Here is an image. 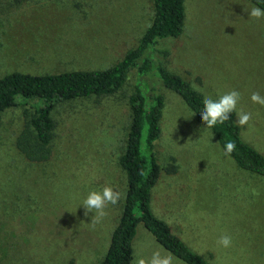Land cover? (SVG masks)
<instances>
[{
    "label": "rangeland",
    "instance_id": "obj_1",
    "mask_svg": "<svg viewBox=\"0 0 264 264\" xmlns=\"http://www.w3.org/2000/svg\"><path fill=\"white\" fill-rule=\"evenodd\" d=\"M253 6L185 0L182 33L159 39L155 51L168 54L152 58L204 98L237 90L235 116L252 114L240 126L242 139L264 154V106L250 99L253 92L264 97V18L248 17L244 8ZM151 17L152 0H0V77L107 68L137 44ZM135 78L132 71L111 94L55 103L52 153L44 162L28 161L15 147L28 103L19 99L0 111V264H95L103 257L125 195L118 160ZM137 82L146 92L153 85L147 76ZM158 88L164 105L153 151L161 167L174 158L177 169L160 172L153 213L212 264H264V177L240 169L177 93L161 81ZM105 186L121 199L93 226L94 212L85 216L81 203ZM222 235L231 237L230 247L217 244ZM157 250L170 253L139 222L131 264Z\"/></svg>",
    "mask_w": 264,
    "mask_h": 264
},
{
    "label": "trees",
    "instance_id": "obj_2",
    "mask_svg": "<svg viewBox=\"0 0 264 264\" xmlns=\"http://www.w3.org/2000/svg\"><path fill=\"white\" fill-rule=\"evenodd\" d=\"M264 9V0H248ZM185 0H152V17L137 44L129 49L113 65L104 69H74L53 73L34 74L12 71L0 77V111L14 106L20 99L28 103L23 111L24 122L15 138V147L28 161H47L52 153L55 121L52 110L55 103L89 95L114 93L126 82L132 71L136 81L150 77L153 85L146 92L138 82L128 96L130 121L119 165L126 175V189L121 214L113 228L107 250L95 264H131L133 239L139 222L168 252L185 264H212L194 252L179 236L171 231L166 221L157 217L151 209V189L160 172L174 173V158L164 167L157 161L154 143L160 136V119L164 96L158 84L177 93L203 124L204 95L187 80L163 64L155 63L152 55L164 60L168 51H155L158 40L176 37L182 33L185 20ZM154 66L156 73L150 72ZM150 75H146L149 74ZM138 77V79H137ZM159 78V79H158ZM34 100L32 103L28 101ZM229 119L208 128L224 152V145L232 142L235 150L229 155L240 169L264 177V154L241 136L235 112ZM207 128V127H206Z\"/></svg>",
    "mask_w": 264,
    "mask_h": 264
},
{
    "label": "clouds",
    "instance_id": "obj_3",
    "mask_svg": "<svg viewBox=\"0 0 264 264\" xmlns=\"http://www.w3.org/2000/svg\"><path fill=\"white\" fill-rule=\"evenodd\" d=\"M248 17L259 20L264 18V9L253 6L250 9L244 8ZM240 99V93L237 90H231L217 99H212L206 96L203 100V110L200 113V119L205 123L207 128H213L217 122L223 123L229 119V113L236 111L237 103ZM250 99L254 103L264 106V97L258 92H253ZM236 123L238 126H244L252 118L251 113L240 111L236 114ZM236 145L232 142H227L224 145V154L230 155L235 150ZM121 199V193L114 190L111 186L103 187L102 191H91L82 201L84 207V215L87 216L89 211L94 212L91 218L93 226L99 223L107 213L106 207L111 204L115 205ZM231 237L229 235H222L218 238L217 244L221 247L227 248L231 246ZM134 264H174V257L171 253L162 254L161 251H154L149 259L138 258Z\"/></svg>",
    "mask_w": 264,
    "mask_h": 264
},
{
    "label": "crops",
    "instance_id": "obj_4",
    "mask_svg": "<svg viewBox=\"0 0 264 264\" xmlns=\"http://www.w3.org/2000/svg\"><path fill=\"white\" fill-rule=\"evenodd\" d=\"M206 259H208L209 260V258H206ZM211 263V262H210Z\"/></svg>",
    "mask_w": 264,
    "mask_h": 264
}]
</instances>
